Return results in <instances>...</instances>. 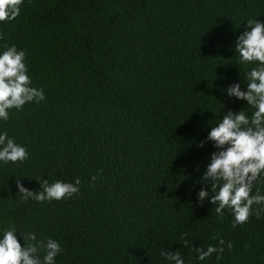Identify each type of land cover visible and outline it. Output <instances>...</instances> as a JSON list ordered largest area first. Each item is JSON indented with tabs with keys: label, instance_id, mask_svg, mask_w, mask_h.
I'll return each instance as SVG.
<instances>
[{
	"label": "trees",
	"instance_id": "1",
	"mask_svg": "<svg viewBox=\"0 0 264 264\" xmlns=\"http://www.w3.org/2000/svg\"><path fill=\"white\" fill-rule=\"evenodd\" d=\"M252 18L264 22V0H22L0 22V48L25 52L45 98L0 121L29 154L0 164V229L56 240V264H168L164 250L184 264H264V213L234 227L230 210L196 197L214 151L199 142L247 109L222 92L256 66L233 52ZM38 177L79 178V192L22 201L16 180L38 191ZM210 244L223 252L197 260Z\"/></svg>",
	"mask_w": 264,
	"mask_h": 264
},
{
	"label": "clouds",
	"instance_id": "2",
	"mask_svg": "<svg viewBox=\"0 0 264 264\" xmlns=\"http://www.w3.org/2000/svg\"><path fill=\"white\" fill-rule=\"evenodd\" d=\"M21 2L0 0V22L11 21L19 15ZM233 52L240 64L255 62L256 66L245 73L246 83L240 79V83L223 89L222 94L246 102L247 109L252 110L249 115L247 109L235 112L228 109L199 142L201 148L210 142L214 151L209 154L208 163L197 181L207 188L200 187L196 197L198 202L207 201L214 206L212 210L217 216L223 215L224 209L230 210L235 227L246 223L252 214L259 218L264 213V194L259 187L252 193L253 183L264 181V22L247 19L245 30L235 39ZM24 61L25 52L15 45L0 48V121L8 120L10 110H20L26 103H38L45 98L43 89L31 85ZM241 84L246 85L244 90ZM28 155L23 145L0 131V164L23 163ZM98 175L90 176V181L95 182ZM79 186V178L72 182L55 180L51 183L48 179H40V190L32 191L16 180L21 200L33 199L38 203L68 199L79 192ZM180 241L190 246L184 236ZM218 244L232 247L231 242L223 239ZM223 250L211 244L205 249L196 247V258L203 261ZM60 251L59 243L50 237L41 240L31 231L18 236L14 227L0 229V264H56L55 258ZM160 255L168 264H184L179 251L165 254L164 250Z\"/></svg>",
	"mask_w": 264,
	"mask_h": 264
}]
</instances>
